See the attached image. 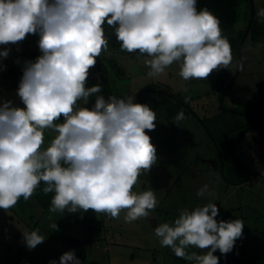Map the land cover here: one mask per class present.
Masks as SVG:
<instances>
[{
	"label": "clouds",
	"instance_id": "1",
	"mask_svg": "<svg viewBox=\"0 0 264 264\" xmlns=\"http://www.w3.org/2000/svg\"><path fill=\"white\" fill-rule=\"evenodd\" d=\"M257 15L264 20V9ZM105 23L114 30L122 51L147 54L149 77L174 62L185 81L207 80L233 64L231 44L220 20L197 0H0V71L11 53L9 45L38 35L40 55L25 60L16 95L24 105L0 100V209L7 212L28 201L43 182L44 194L54 193L51 213H84L91 209L132 223L158 207L155 191L134 192L142 173L158 162L157 149L146 133L156 128V113L134 97L107 99L100 84L86 87L90 69L108 51ZM14 63L20 64L19 60ZM95 97L91 108L90 97ZM83 101V105L78 102ZM187 102V98L186 101ZM63 118V122H59ZM182 112L174 118L184 119ZM57 133L44 149V133ZM208 185L197 191L204 196ZM215 203L182 209L173 224L154 228L161 247L194 264H219L213 255L233 251L243 237L242 219L217 220ZM58 231L56 223L50 225ZM28 250L44 243L39 230L22 233ZM194 247L204 254L189 253ZM48 264H57L50 260ZM58 264H81L74 250Z\"/></svg>",
	"mask_w": 264,
	"mask_h": 264
},
{
	"label": "rangeland",
	"instance_id": "2",
	"mask_svg": "<svg viewBox=\"0 0 264 264\" xmlns=\"http://www.w3.org/2000/svg\"><path fill=\"white\" fill-rule=\"evenodd\" d=\"M253 4L257 21L254 30L258 36L253 39L249 31L243 41V69L224 96V105H232L231 97L246 98L256 104L264 99V20L257 15L264 9V0H253ZM248 13L243 11L242 22L233 31L222 32L231 44L234 65L238 62L240 31L247 26ZM104 28L111 54L102 53L97 58L86 87L100 84L99 95L105 99L112 95L132 96L135 103L147 104L156 113V128L146 133L157 149L158 162L147 174H141L133 191L139 193L151 188L159 205L149 217L132 223L124 220L126 210L116 219L91 209L84 213H51L50 197L54 193L44 194L41 182V188L28 201L21 198L7 212L0 209V264H48L50 260H57L58 264L59 257L69 250L75 251L81 264H194L177 257L170 248L161 247L154 228L165 222L173 224L182 209L191 211L209 202L215 203L220 211L217 220L242 219L245 223L243 237L236 241L232 252L222 255L217 250L213 253L219 258V264H236L246 255L254 259L244 264H264V147L250 138L251 135L263 138L261 131L255 129L248 133L236 149V156L251 172V183L239 188L230 186L224 179V175L244 174L230 153L234 130L238 129L243 116L224 110L218 91L221 74L226 71L223 84H228L237 69H219L207 80L185 81L179 75V62H174L161 75L149 77L150 69L145 60L150 57L138 51H122L114 30L107 24ZM38 39V35L29 34L20 42L19 52L16 45L8 46L11 53L2 61L7 67L0 71V100H12L15 106L24 107L16 89L23 61L35 60L40 55ZM4 47L0 45V50ZM16 60L20 64L14 63ZM150 83L179 94L185 101L187 98L195 113L163 92L141 90ZM94 101L95 97H90L86 106L91 108ZM78 103L83 105L84 102ZM261 105L264 107V101ZM241 106L239 104L238 108ZM180 112L185 118L176 122L174 118ZM59 122L62 123L63 118ZM56 135L51 130L45 131L44 149ZM218 149L222 151L224 162L223 166L218 163L216 167L214 162L205 159H211ZM203 185H208V191L204 196H197ZM233 205L240 208L230 210L229 215L228 208ZM53 223L57 224L58 231L50 227ZM37 229L46 239L35 249L28 250L22 233ZM187 251L202 255L207 250L189 247Z\"/></svg>",
	"mask_w": 264,
	"mask_h": 264
},
{
	"label": "flooded vegetation",
	"instance_id": "3",
	"mask_svg": "<svg viewBox=\"0 0 264 264\" xmlns=\"http://www.w3.org/2000/svg\"><path fill=\"white\" fill-rule=\"evenodd\" d=\"M245 29H247V26L245 27ZM225 73H226V71H225ZM226 76H227V73H226L225 77ZM231 80H232V78L230 79V81ZM232 83H231V85H232ZM226 85L227 84H223V88ZM143 89L147 90V92L148 91L149 92L156 91V92H160V93L163 92L167 96H171L176 102H180L181 104H183L184 107L187 108V110L191 111V113H193V114L195 113V109L193 108V106L191 105L190 102H188V101L185 102V100L182 96H180L179 94L174 93L170 90H167L164 87H161L160 85L150 83L149 85L145 86L144 88L143 87L141 88V90H143ZM227 91H226V93H227ZM226 93H225V95H226ZM220 95H221V93H220ZM223 99H224V97H223ZM263 101H264V99L262 101L260 100L258 102V104H256L253 101H250L246 98L231 97L230 102L232 103V105H224L223 101H222V104L220 103L224 110H227L229 112L243 116L241 123L237 124L238 129L234 130V134H233L234 140L230 146V153H232L235 163L238 164L239 169L241 171H243L244 174L243 175L238 174V175H232V176L224 175V179L226 180V182L230 186H236V187L240 188L245 184L251 183V180H250L251 172H250L249 168L247 167V165L245 164V162L236 156V149H237V146H238V143L240 142V140L244 136H246L248 133H250L251 131L258 129L264 135V107H263V105H261L263 103ZM239 104H242L241 108H238ZM243 111H248V113H243ZM250 138L253 140V142H256V143L258 142V143L263 144V147H264V137L260 139L259 135H251ZM223 157L224 156L222 154V151L220 149H218L215 152V154H213L211 159L207 158L205 160L207 162H210V163L214 162L216 167H217L218 163H220L221 166H223V162H224ZM231 164H233V162ZM239 208H240L239 206L233 205V206L229 207L228 209L230 211V210L239 209ZM228 214L230 215L231 211L228 212ZM253 259L254 258H251L250 255L249 256L246 255L243 257L242 260H240L236 264H244L245 261L251 262Z\"/></svg>",
	"mask_w": 264,
	"mask_h": 264
},
{
	"label": "trees",
	"instance_id": "4",
	"mask_svg": "<svg viewBox=\"0 0 264 264\" xmlns=\"http://www.w3.org/2000/svg\"><path fill=\"white\" fill-rule=\"evenodd\" d=\"M202 8H207L210 12H212L216 17L219 18L220 28L222 32L233 31L237 27V25L242 22L243 15H244L243 11L247 10L249 12L248 13L249 19L246 23L247 29H248L247 34L249 33V31H251L252 38L253 39L257 38L258 32L254 30V27L257 24V21L254 17L255 12L253 13V15H251L252 8H251L250 0H197V10H200ZM250 19H251V22H250ZM245 30L246 29L244 28L240 31V34L242 36L244 35ZM221 75L222 76L220 78L219 86H218L219 93H221L223 89V81H224V77L226 73L224 72ZM39 196H42V195L41 194L38 195V198L40 199ZM51 198L52 197H50V199Z\"/></svg>",
	"mask_w": 264,
	"mask_h": 264
},
{
	"label": "water",
	"instance_id": "5",
	"mask_svg": "<svg viewBox=\"0 0 264 264\" xmlns=\"http://www.w3.org/2000/svg\"><path fill=\"white\" fill-rule=\"evenodd\" d=\"M250 1H251V8H252L251 15H253V13H254V4H253V0H250ZM250 22H251V19H250ZM247 32H248V29L245 30L244 35L241 37L240 42H239L238 62L242 61V55H241L242 54V44H243V41H244V38H245V35L247 34ZM238 72H239V70H237L235 72L233 79L223 88V90L221 92V95H220V103L221 104H222L223 97H224L226 91L230 87L231 83L234 81V78L238 74ZM243 113H248V111H243ZM73 244L77 245L78 243L73 242Z\"/></svg>",
	"mask_w": 264,
	"mask_h": 264
}]
</instances>
